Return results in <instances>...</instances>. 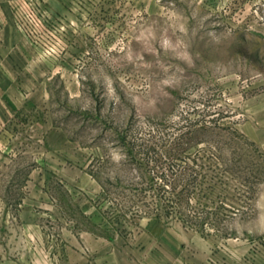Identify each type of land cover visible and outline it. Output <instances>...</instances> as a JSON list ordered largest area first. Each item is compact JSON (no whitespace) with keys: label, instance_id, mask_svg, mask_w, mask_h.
<instances>
[{"label":"rangeland","instance_id":"374dc122","mask_svg":"<svg viewBox=\"0 0 264 264\" xmlns=\"http://www.w3.org/2000/svg\"><path fill=\"white\" fill-rule=\"evenodd\" d=\"M0 264H264V0H18Z\"/></svg>","mask_w":264,"mask_h":264},{"label":"crops","instance_id":"0c3cea01","mask_svg":"<svg viewBox=\"0 0 264 264\" xmlns=\"http://www.w3.org/2000/svg\"><path fill=\"white\" fill-rule=\"evenodd\" d=\"M18 0H0V117L3 111L9 112L15 103V77L19 66L27 65V53L19 46V33L14 27L12 6Z\"/></svg>","mask_w":264,"mask_h":264}]
</instances>
